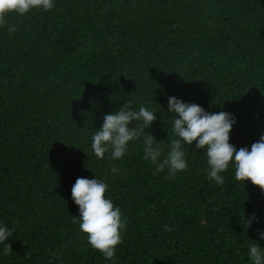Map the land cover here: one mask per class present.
I'll return each instance as SVG.
<instances>
[{"label":"trees","instance_id":"obj_1","mask_svg":"<svg viewBox=\"0 0 264 264\" xmlns=\"http://www.w3.org/2000/svg\"><path fill=\"white\" fill-rule=\"evenodd\" d=\"M8 20L17 28L0 26V221L13 233L0 264H251L248 244L264 246L258 185L235 180L231 165L217 185L192 146L175 175L142 159L138 142L98 160L90 135L129 99L158 109L148 130L166 148L175 95L235 114L230 142L250 146L264 132V0H55ZM95 173L126 219L113 261L73 219L71 186Z\"/></svg>","mask_w":264,"mask_h":264},{"label":"clouds","instance_id":"obj_2","mask_svg":"<svg viewBox=\"0 0 264 264\" xmlns=\"http://www.w3.org/2000/svg\"><path fill=\"white\" fill-rule=\"evenodd\" d=\"M54 5L55 0H0V26H6L12 33L17 26L9 23V14L24 15L33 9L49 10ZM157 110L143 103L137 106L126 99L119 108L103 113L102 123L94 127L90 135L92 153L98 160L106 158L107 154V158L115 161L127 153L131 142H138L142 148V159L154 165L157 172L166 169L168 175H175L187 169L185 146H192L203 149L206 175L217 185L224 183L222 173L231 165L235 180L245 182L247 179L264 192V132L250 146L237 148L229 139L235 114L226 110L210 112L196 102L168 95L166 110L171 114L170 127L175 136L168 140L165 148L160 143L162 139L158 140L148 130L157 119ZM118 171L115 164L108 169L110 173ZM107 188L105 180L95 173L92 178L77 177L70 192L79 213L73 219L78 217L79 229L87 235L88 244L106 261H113L116 259V246L122 242L127 225L119 206L106 195ZM241 219L247 228L257 217L253 212ZM162 228L170 230L167 223L162 224ZM12 233L13 229L0 221V254L12 251L7 242ZM257 235L264 239V228L258 229ZM247 258L251 264H264V246L256 239L248 244Z\"/></svg>","mask_w":264,"mask_h":264}]
</instances>
